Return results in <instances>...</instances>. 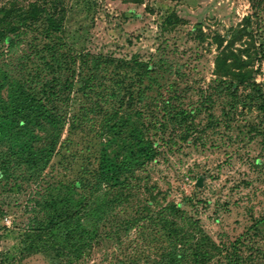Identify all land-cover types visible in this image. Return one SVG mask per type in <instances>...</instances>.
<instances>
[{
	"label": "rangeland",
	"instance_id": "1",
	"mask_svg": "<svg viewBox=\"0 0 264 264\" xmlns=\"http://www.w3.org/2000/svg\"><path fill=\"white\" fill-rule=\"evenodd\" d=\"M14 1L28 8L44 0ZM56 1L47 3L51 11L64 8L62 28L57 34L60 38H50L42 22H35L12 35L11 41L0 42V165L8 162L11 170L8 176L0 175V264H157L160 256L155 250L159 243L150 241L147 231L143 237L139 226L123 229L120 223L134 214L130 206L146 201H153L155 208L180 202L185 217H177V223L195 234L189 244L193 245L202 232L226 246L238 239L240 255L252 256V264H264V109L259 107L264 105V0ZM9 5L10 0H0V7ZM171 12L181 21L165 25L162 21ZM247 16L249 34L236 39L231 49L245 62L244 70L250 76L232 95L218 81L223 75L215 71V57L226 46L232 31L245 25ZM197 25L204 40L199 38ZM214 34L223 38L219 48L212 43ZM252 39L254 48L249 53L241 52L246 46L244 41ZM53 57L59 61H47ZM96 57L101 59L99 69L90 70L91 60ZM106 58L130 62L137 58L159 70V80L146 90L142 100L135 102L137 111H124L123 105L116 104L125 93L117 89V78H123L126 85L134 71L126 66L114 69L115 64L106 66L102 61ZM68 66L74 67L76 81L87 77L90 85L91 77L94 86L86 93L75 89L71 92L70 101L63 104L68 119L62 125L56 148L41 174L31 178L19 159L27 158L30 151H49L44 137L52 134L51 126L25 120L17 125L14 118L20 116L16 118L12 107L17 93L30 96L34 90L40 98L46 80L70 77ZM26 80L29 86L22 89ZM140 84L143 88L148 78L142 77ZM174 91L176 96L170 99ZM24 96L17 101H23ZM168 99L174 107L186 110L204 103L199 113L185 123L184 127L191 131L187 139L181 138L184 127L161 118V114L149 125L151 112L146 105L161 106ZM91 100H98L100 108L96 113L89 112L90 117L101 120V111L119 108L117 119L121 115L122 119L128 118L125 127L116 129L119 134L103 135L98 150L105 151L108 157L115 156L116 161L125 154L130 156L138 147L131 134L140 132L144 138L155 140V157L130 173V183L138 186L123 188L127 200L117 205L111 202L113 193L107 185L98 191L102 200L115 206L99 219L97 224L104 232L91 253L77 258L62 234L67 228L54 229L51 239L35 240L32 227L35 220L46 221L50 211L45 202L65 192L59 180L67 171L58 164L56 151L69 133V120L81 116L83 105L88 106ZM159 122H164V130ZM102 124V120L94 121L89 134L86 123L85 130L76 128L71 134L73 149L82 146L78 142L85 144L94 133L92 129L99 130ZM128 175L126 172V178ZM199 178L202 186L196 184ZM36 201L43 206H37ZM124 205L129 206L124 209ZM165 215L173 218L168 212ZM82 224L90 230L87 219L83 218ZM76 240L77 237L71 244H77ZM188 243L185 250L179 243L180 250L189 253ZM32 244L35 248H29ZM222 255L212 261L220 258L225 262Z\"/></svg>",
	"mask_w": 264,
	"mask_h": 264
},
{
	"label": "trees",
	"instance_id": "2",
	"mask_svg": "<svg viewBox=\"0 0 264 264\" xmlns=\"http://www.w3.org/2000/svg\"><path fill=\"white\" fill-rule=\"evenodd\" d=\"M49 0H44L41 3H31L28 8L17 6L16 1L10 0L9 6L0 7V42H9L12 40V35L17 34L23 27H28L35 22H42L44 26V33H46L50 38L54 35L56 38H60L58 31L62 28V21L64 17V8L59 7L50 10L48 5ZM53 2H57L53 0ZM255 8V5L252 4ZM181 20L178 16L171 12L164 17L162 23L165 25H175ZM244 24L241 29H235L232 31L227 44L215 57V71L220 75L218 81L229 89V94H235L240 84H243L245 79H248L249 72L244 70L246 64L244 61H240L239 54L232 51L231 47L236 39H241L244 35L249 34V23L250 17L244 19ZM166 27V26H165ZM197 29L200 30V26L197 25ZM201 32L199 36L200 40L205 39V35ZM55 33V34H54ZM252 36V35H251ZM212 43H216L217 47H221L223 43V38L219 34H214L212 37ZM253 40V39H252ZM246 45L241 52L249 53L251 48L255 46V40L252 42L244 41ZM75 58V55L73 56ZM232 59L228 62V59ZM55 59L59 61L58 58H49L47 61L51 63V60ZM45 61V60H44ZM106 66L114 65V69H121L124 66L130 67V70L134 71L130 82L124 84V79L118 77L116 80L117 89L125 90L122 97L118 99L116 104L119 107L124 106V111L135 108V102L137 100H142V96L146 93V90L151 87L153 82L159 80V70H155L151 64L139 61L137 58H133L130 61L124 59L116 58H106L102 60ZM49 62H46L49 65ZM75 62V61H74ZM73 62V63H74ZM101 59L99 57L91 60V68L99 69ZM69 66L67 67V69ZM69 71L71 72L70 77L65 79L55 78L52 80H46L43 84V88L40 90L41 97L37 98L34 90L31 92L30 96L23 93H17L18 99L12 107V112L16 116H20L19 119L14 121L17 125L23 123V120L27 122H35L34 125L40 126H51V135H46L44 137V142L48 144L49 151L45 154L43 152L34 150L30 151L27 158L21 157L19 160L26 165L29 177H38L41 174V170L49 162V158L52 155V151L56 148V144L59 140V133L62 131V125L68 119L67 110L63 109V104H67L71 99V92L77 90L82 93H86L87 88L90 89L94 86L89 79H80L76 81L74 78L75 70L74 67L70 66ZM119 75V72H116ZM124 77H127L124 74ZM135 77V78H133ZM142 77L148 78V84H145L143 88L141 85ZM29 81L22 83V89L29 86ZM137 83V84H136ZM134 84H136L135 87ZM255 89V88H254ZM98 94H101L100 92ZM21 96H24L23 101H17ZM176 96V91L173 92V96ZM125 97L126 100H125ZM151 112V125L153 122L157 121V116L161 114V118L175 122L176 126L184 127L189 117H192L199 113L201 107L204 103L201 102L200 106L186 110L182 107H174L171 100H166L164 104L158 106L156 103L146 105ZM157 109L154 111V107ZM260 108L264 109V105L260 104ZM97 108H100V103L98 100H91L90 104L83 105V113L81 116H77L74 120H69V133L60 142V149L58 152V164L62 166L63 171H67L63 178L59 181L61 182V187L65 190L63 193H58L57 196L50 198L46 201L44 206H47L50 213L47 215L46 221H34L32 227L33 234L36 239H51L52 231L54 229H61L65 227L68 230L62 232L65 235V240L70 242V252L77 254L80 258L82 254H88L92 251V247L96 241H98L103 231L97 224L99 219L102 218V214L108 213L110 208L114 206L110 204L107 200H102V196L98 194V191L103 185H107L108 189L111 188L113 196L111 197V202L116 205L120 203L121 200H127L128 197L124 195L123 188L138 186L137 183H130V173L134 172L135 169L143 168L148 162H150L155 157V140H149L144 138L143 134L132 133V139L136 140L138 147H135L134 151L130 153V156L125 154L118 161L115 160V156L108 157L105 151L101 152L98 150L97 146L101 143V139L104 134H119L120 131L117 128H123L128 123V118L122 119L123 116H119L117 119V114L119 108H112L108 111H101L103 124L99 130H93L94 133L88 137V141L85 144L78 142L82 145L78 149L74 148V142L71 138V134L75 132L76 128L80 130H85L83 123L89 125L88 134L90 133V126H93V122L100 123L101 120L95 119L89 116V112L96 113ZM137 111V109H134ZM33 113L31 116L30 114ZM72 115H75L72 114ZM48 119V120H46ZM45 120V121H44ZM94 120V121H93ZM155 127V125H153ZM161 128H165L164 122H159ZM185 132L181 135L182 139H187L191 134L189 127H184ZM105 148V147H104ZM64 149L62 152L60 150ZM125 149V148H124ZM105 150V149H104ZM14 153V152H13ZM12 153V154H13ZM117 154H120L116 152ZM128 157L129 159H127ZM133 162L135 163L133 165ZM132 167H135L132 169ZM129 172L128 178L125 173ZM0 175L1 177L8 176L11 173L10 164L3 161L0 165ZM124 176L122 180L120 177ZM1 180V179H0ZM20 189V184H15ZM115 189V187H117ZM155 200V198H153ZM153 201H146L143 204H136L130 206L134 210V214L130 217H124L120 223L123 224V229H130L133 226H139L138 232L144 237L146 236V231L148 232V237L150 241H157L159 244L156 247V254L160 257L157 264H252V256H242L237 252L236 242L238 239L230 243V246H226L223 243L217 244L213 242L206 234L201 233L198 236L194 244H189L190 240L194 237L192 230H184V226L177 223V217L184 218V211L180 209V202H168L165 206H158L155 208ZM36 205L43 206L39 201H36ZM124 205L123 208L126 209ZM168 212L173 218L167 217L165 213ZM87 219L90 222V230H87V226H83L82 219ZM74 225L70 228V225ZM30 229V227H29ZM51 231V232H50ZM77 237V244H71V241ZM164 241H168L164 244ZM55 243V242H54ZM181 247L186 249L185 244L188 243L186 251H181ZM56 247V246H55ZM29 248H35L32 244ZM56 249V248H55ZM62 249V247H59ZM223 254L225 262L220 258L213 260L215 256ZM251 258V259H250ZM114 264H125L123 261H118Z\"/></svg>",
	"mask_w": 264,
	"mask_h": 264
},
{
	"label": "water",
	"instance_id": "3",
	"mask_svg": "<svg viewBox=\"0 0 264 264\" xmlns=\"http://www.w3.org/2000/svg\"><path fill=\"white\" fill-rule=\"evenodd\" d=\"M197 186H202V178H199L196 182Z\"/></svg>",
	"mask_w": 264,
	"mask_h": 264
}]
</instances>
